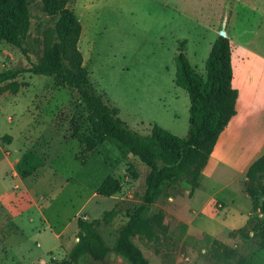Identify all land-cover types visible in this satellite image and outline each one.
I'll use <instances>...</instances> for the list:
<instances>
[{
    "label": "rangeland",
    "instance_id": "rangeland-1",
    "mask_svg": "<svg viewBox=\"0 0 264 264\" xmlns=\"http://www.w3.org/2000/svg\"><path fill=\"white\" fill-rule=\"evenodd\" d=\"M256 1L74 0L69 7L83 26L79 48L95 91L139 132L148 134L159 125L185 137L190 98L175 83L180 42L186 40L192 66L205 74V62L222 30L228 36L234 26L239 33L256 27L252 5ZM30 15L31 27L24 39L28 56L0 39V71L29 67V60L39 62L54 41L58 17L46 10L45 0H32ZM249 45L257 48L256 41ZM233 53L238 54L236 47ZM253 79L251 85L240 88L238 110L243 113L245 106L262 97L258 117L264 126V90L259 92L264 73L253 74ZM77 132L88 135L91 125L76 89L58 87L53 76L31 72L0 83V195L13 187L11 201L4 200L6 207L1 204L4 196L0 197V264H61L77 241V219L101 217L119 205L120 214L113 223L99 228L112 246L116 229L130 214L129 207L142 203L149 168L136 157L123 156L109 142L87 151L75 137ZM5 134L13 136L12 143L3 139ZM28 150L42 160L41 166L20 165L18 157ZM131 164L138 177L132 174ZM109 174L120 179L122 190L113 197L98 196L96 189ZM236 175L237 170L231 169L217 180L226 183ZM254 184L258 188V181ZM248 185L247 179H242V185L240 179L233 181L216 195L225 199L224 208L212 202L198 214L196 210L204 196L215 190V183L205 179L197 199L189 197L190 185H173L148 209L146 216L164 215L155 239L148 241L136 234L132 240L149 264H238L240 260L264 264V249L251 238L252 226L260 222L258 210L253 208L245 234L223 233L245 225L253 203L244 192ZM19 204L26 205L20 208ZM17 209L22 214L9 213ZM185 220H193L189 233H185ZM78 264L130 263L111 252L104 261L83 257Z\"/></svg>",
    "mask_w": 264,
    "mask_h": 264
},
{
    "label": "trees",
    "instance_id": "trees-1",
    "mask_svg": "<svg viewBox=\"0 0 264 264\" xmlns=\"http://www.w3.org/2000/svg\"><path fill=\"white\" fill-rule=\"evenodd\" d=\"M32 0H0V39L18 47L28 56L24 39L31 27L30 4ZM74 0H45L46 10L57 21L55 39L46 46L39 62L31 60L29 67H7L0 71V83L11 81L22 73L53 76L56 86L67 85L80 94L91 125V133L77 132L75 137L87 151H94L99 145L109 142L125 156L139 159L149 168L146 177V191L142 203L129 207L130 214L118 226L113 245L107 241L99 228L110 225L120 214L119 205L106 210L101 217L77 219V241L68 257L61 264H78L83 257L93 261H104L114 252L125 257L130 264H149L143 250L132 240L136 234L148 241L155 239L156 230L163 226V214L146 216L151 205L156 203L173 185H190L193 194L199 187L200 176L212 155L221 133L228 127L236 114L238 90L233 85L232 44L228 36L221 34L212 44L205 62V74L197 72L185 51L186 40L180 42L176 55L175 83L186 89L189 98V130L180 137L170 130L154 125L148 134L132 128L119 116V109L106 103L89 78L84 65L79 41L82 23L69 3ZM6 142L12 143L13 136L5 134ZM22 167L36 168L42 160L28 150L20 159ZM132 174L138 177L131 164ZM247 194L253 199V208L259 211L260 222L251 231L264 249V155L257 158L246 171ZM258 181L259 186L254 184ZM122 182L109 174L97 187L98 196L113 197L122 190ZM261 199L257 200L256 197ZM252 223L235 229L230 234H245ZM238 264H249L240 260Z\"/></svg>",
    "mask_w": 264,
    "mask_h": 264
},
{
    "label": "crops",
    "instance_id": "crops-1",
    "mask_svg": "<svg viewBox=\"0 0 264 264\" xmlns=\"http://www.w3.org/2000/svg\"><path fill=\"white\" fill-rule=\"evenodd\" d=\"M241 2L242 0H237ZM253 5V18L255 20L256 27L247 31L239 33V29L234 26L228 37L232 44V67H233V85L238 90V100L236 104V114L232 117L228 127L221 133L215 149L210 156L206 167L204 168L200 179L199 187L195 189L193 194L189 197L197 199V192L203 186L205 179H210L215 183V190L205 198H203L202 205L196 210V214L201 212L207 205L213 202V204L218 208H224L226 206V201L224 198H217L216 195L222 189H227L228 186L233 184V181L238 179H247L246 171L248 167L261 155H264V126L259 122V113L261 111L260 103L262 102V97H257L258 101L252 106H245L244 112L239 113L238 103L240 99V88L246 87V85H251L254 81L253 74L264 73V1L257 0ZM239 20H242L239 16ZM242 22V21H241ZM246 23H250V20H244ZM240 23V22H239ZM244 41V42H243ZM257 42V48L250 47L251 42ZM247 44L245 47L241 46ZM241 44V45H240ZM237 48L238 54L234 56L233 49ZM264 90V82L261 83L259 92ZM264 94V91H263ZM260 95V94H259ZM21 157V156H20ZM18 157V160H20ZM236 169L237 175L232 181L223 183L222 176H224L229 170ZM218 179V180H217ZM13 185V184H12ZM16 186V185H15ZM13 187L9 188L5 192L6 194L0 195L3 197L2 207H4V200H9L13 198L11 192ZM241 191L243 187H241ZM247 196L246 191H244ZM15 195V192H13ZM250 197V196H249ZM170 199H174L170 196ZM252 200V199H251ZM26 204H19L20 208ZM28 205V204H27ZM6 207V206H5ZM253 210L252 207L248 209L246 214V222ZM21 209L17 211H10V214H22ZM234 214V213H232ZM45 218L46 214L43 212ZM46 220V219H45ZM193 220L186 222L185 220V233H189V225ZM246 224V223H245ZM243 226V225H242ZM66 228V226L64 227ZM240 227L225 230L224 232H231ZM222 234V233H221ZM211 236H218L219 233H211ZM60 239V236L57 235Z\"/></svg>",
    "mask_w": 264,
    "mask_h": 264
},
{
    "label": "water",
    "instance_id": "water-1",
    "mask_svg": "<svg viewBox=\"0 0 264 264\" xmlns=\"http://www.w3.org/2000/svg\"><path fill=\"white\" fill-rule=\"evenodd\" d=\"M221 35L226 36V32H225V30H222V31H221Z\"/></svg>",
    "mask_w": 264,
    "mask_h": 264
}]
</instances>
